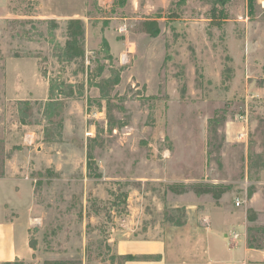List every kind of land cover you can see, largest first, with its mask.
<instances>
[{
	"label": "rangeland",
	"instance_id": "rangeland-1",
	"mask_svg": "<svg viewBox=\"0 0 264 264\" xmlns=\"http://www.w3.org/2000/svg\"><path fill=\"white\" fill-rule=\"evenodd\" d=\"M223 1L0 12V206L28 234L21 264H120L119 239L192 204L264 227V0Z\"/></svg>",
	"mask_w": 264,
	"mask_h": 264
},
{
	"label": "crops",
	"instance_id": "crops-1",
	"mask_svg": "<svg viewBox=\"0 0 264 264\" xmlns=\"http://www.w3.org/2000/svg\"><path fill=\"white\" fill-rule=\"evenodd\" d=\"M9 4L10 0H0V12ZM211 206L204 210L192 204L186 223L167 226L159 237L119 239L117 254L126 256L120 264H264V249L248 245L247 213ZM18 224L0 206V263L32 254L28 234L20 235ZM232 232L238 234L234 239Z\"/></svg>",
	"mask_w": 264,
	"mask_h": 264
},
{
	"label": "trees",
	"instance_id": "trees-1",
	"mask_svg": "<svg viewBox=\"0 0 264 264\" xmlns=\"http://www.w3.org/2000/svg\"><path fill=\"white\" fill-rule=\"evenodd\" d=\"M222 2H224L222 0ZM248 6L250 12H253L256 6V0H248ZM51 105V104H50ZM4 142L0 139V176L4 175L3 163H4ZM176 225H184L185 221L178 219L175 221ZM248 245L252 248L264 249V227L252 226L248 230ZM128 258H133L132 255L127 256ZM0 264H21L18 260L2 262ZM48 264H71V262L62 261Z\"/></svg>",
	"mask_w": 264,
	"mask_h": 264
},
{
	"label": "built area",
	"instance_id": "built-area-1",
	"mask_svg": "<svg viewBox=\"0 0 264 264\" xmlns=\"http://www.w3.org/2000/svg\"><path fill=\"white\" fill-rule=\"evenodd\" d=\"M236 206H240L241 205V200L238 198L235 202ZM238 236V234L236 232L233 233V238H236Z\"/></svg>",
	"mask_w": 264,
	"mask_h": 264
}]
</instances>
